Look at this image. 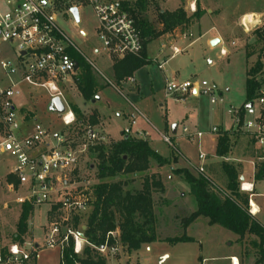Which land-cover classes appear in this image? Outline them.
<instances>
[{
  "label": "rangeland",
  "instance_id": "rangeland-1",
  "mask_svg": "<svg viewBox=\"0 0 264 264\" xmlns=\"http://www.w3.org/2000/svg\"><path fill=\"white\" fill-rule=\"evenodd\" d=\"M200 1L207 7V0ZM154 2L159 6L163 0ZM217 3L223 7L226 21L219 23V31L222 34L218 32V24L204 18L200 25L192 30L181 28L173 34L154 38L152 41L162 37L161 40L151 41L148 47V57L153 59V62L138 70L132 78L120 83L114 78L113 65L122 59L109 56L103 50L98 38L99 22L93 7L80 6L79 24L71 16H59L60 28L79 52L81 63L92 68L100 91L99 101L94 104L86 103L77 86L68 84L66 99L69 104L81 110L86 120L83 127H77L71 134L72 138L77 140L78 144L83 143L85 140L83 132L90 127L104 136V145L109 146L121 140L124 133H128L133 138L151 142L152 147L169 162L160 167L157 162L151 160L150 170L145 173L136 176L122 175L109 180L126 182L127 189L135 192L142 189L146 177H153L161 182L163 189L157 186L153 188L156 235L162 242L144 245L138 252L133 253H128L122 248L116 257H106L108 264H232V258L237 259L239 264H255L258 259L250 238L241 240L221 226H210L207 218L201 217L192 223L187 233L183 226V220L197 210V204L191 195L190 186L184 177L175 171L183 169L194 176H199L201 173L198 168L202 164L197 153V142L192 143L189 137H185L183 128L187 127L190 131L195 129L206 134L203 139L204 148L200 149L212 152L216 141V134L212 133V129L214 127L226 129L230 124L228 110L231 107L242 108L247 103V71L259 57L264 61V51H261V45L257 42L256 29L244 27V33L238 23L239 17L251 9L249 0H218ZM258 4L260 9L264 10V0ZM191 5L185 10L188 15L192 14ZM180 6L181 0H166L165 3L166 9L170 11ZM159 9L152 4L140 17L154 28L160 29ZM215 37H221L222 43L214 47L212 41ZM232 42L236 43V47H232ZM163 46L165 49L161 54ZM174 48L179 49L181 53L174 55ZM221 49H225L228 55L222 56ZM2 63H11L13 68H16L18 53L14 45L0 40V90L8 88L11 82L19 83L22 96L15 102L19 118L28 116L32 125L37 122L56 131L64 129L59 115L50 111L51 100L48 94L42 89H34L20 82V74L13 75L11 69L4 70ZM159 65H163V68L160 69ZM167 82L198 84L206 82L208 84L206 88L213 90V97L218 103L212 105L211 95L204 94L197 97L189 95L181 102L166 98ZM221 99L223 103L219 102ZM255 104L256 113L259 107L256 102ZM94 115L96 122L90 123L88 120ZM190 116H194L195 119H190ZM133 121H136V125L132 124ZM174 126H177V137H181V141L185 143L189 142L191 148L187 151L177 147L180 142L174 140L175 136L172 133ZM140 132H147L148 137L139 134ZM162 135L169 136L172 145L166 144L162 140ZM251 141L248 136L240 135L232 153L223 159H213L212 165L208 167L210 172L206 169L205 174L218 186H222L225 181L221 170L222 164L226 162L238 165L234 163V159H240L243 163L241 165L247 169L246 181L256 185L254 191L256 196L252 197V201L254 200L253 203L260 208L258 221L264 227V180L256 181L252 178V166L248 161L256 163L255 172H258L260 162L257 161L258 155L254 157V152L257 151L254 142L251 145ZM185 157L191 163H188ZM15 163L16 161L8 154H0L1 255L2 251H8L14 241L23 204L19 199L24 193L15 183L6 181ZM242 172L244 173V170ZM79 175L87 181L90 191L99 183L98 162L89 152L83 155ZM170 176L173 177V181L169 180ZM8 184H15L14 192L8 190ZM181 194H185V198H182ZM48 210L49 207L46 205L34 207L28 222V233L21 236L18 241L29 239L43 241V230L47 221L53 218L47 216ZM184 235L194 238L195 242L175 245L163 242L165 239ZM61 261L59 248L37 251L36 264H61Z\"/></svg>",
  "mask_w": 264,
  "mask_h": 264
},
{
  "label": "built area",
  "instance_id": "built-area-1",
  "mask_svg": "<svg viewBox=\"0 0 264 264\" xmlns=\"http://www.w3.org/2000/svg\"><path fill=\"white\" fill-rule=\"evenodd\" d=\"M64 1L0 0V40L14 45L18 53L16 68L11 63H2V68L11 69L13 75L19 73L20 82L44 90L51 102L60 98L65 104V112L59 115L64 129L56 131L37 122L30 128L17 113L15 102L22 96L19 83L11 82L8 88L0 90V154H8L16 161L10 175L15 177L20 191L24 193L19 201L29 203L33 208L46 205L49 207L47 216L53 217L43 230L42 242L34 239L13 242L5 257L0 254V264H36L37 251L40 249L59 248L62 260L64 249L71 242L77 255H81L88 244L84 235L85 227L77 228L73 224L74 218L90 211L93 203V193L87 181L79 175V170L83 155L93 146L104 145L105 137L91 128L85 132L83 143L78 144L71 136L76 116L66 99V90L70 83L76 86L74 78L79 67L75 70L78 63L71 51L79 52L60 28L59 16L74 18L71 8L80 10L81 5H90L99 22L98 38L109 56L123 59L140 56L144 50L142 31L136 19L123 8L121 0ZM190 8L192 13L196 11L195 2ZM248 21L250 24L251 20ZM247 23H243L246 29ZM251 23H257L255 29L264 28V14ZM231 45L235 47L236 43L232 42ZM179 53L181 51L174 48V55ZM220 53L222 56L228 55L225 49H221ZM257 81V112L254 109L256 104L252 102L254 107L247 109L249 103L244 115L242 108L231 107L227 113L232 120V129L254 142L258 152L257 161L264 169V72ZM207 86L206 82H167L165 95L176 102L184 101L189 95H211L210 102L216 105L218 101L213 97L214 92ZM219 102L223 103V100ZM132 124L135 125V121ZM212 133L218 135L219 129L213 128ZM183 135L199 141L204 136L201 132L192 133L187 127L183 128ZM162 140L172 145L169 136L162 135ZM206 158L207 155L200 152L199 161L202 164L198 171L201 174H205L203 163ZM252 164L256 166V163ZM8 190L14 192L15 184H8ZM240 191L250 194L249 212L255 217L260 210L252 201L255 196L254 185L244 180ZM122 248L120 233L116 231L110 233L107 241L96 247V250L104 257H116ZM231 260L232 264H239L235 262L237 259Z\"/></svg>",
  "mask_w": 264,
  "mask_h": 264
},
{
  "label": "trees",
  "instance_id": "trees-1",
  "mask_svg": "<svg viewBox=\"0 0 264 264\" xmlns=\"http://www.w3.org/2000/svg\"><path fill=\"white\" fill-rule=\"evenodd\" d=\"M121 3L123 8L136 19L142 31L144 50L140 56H127L114 63L113 72L117 83L132 78L138 70L151 64V61L146 57L145 50L152 39L172 33L177 28H186L195 21H199L204 15L199 6L190 16L183 8L175 12H159L158 19L159 23L163 25V29L157 31L152 24L143 21L140 17L154 4V0H121ZM255 33L263 52L264 28H257ZM71 55L79 64V70L75 77L76 86L84 101L92 102L100 94L92 68L81 63L76 52L71 51ZM263 72L264 61L259 57L258 61L247 71V103L242 107L243 115L246 112V106L256 99V91L259 87L257 78ZM69 105L76 116L73 133L77 127H83L86 120L77 106ZM88 121L95 123L96 116H92ZM89 128L85 129L83 133ZM240 135L243 134L219 131L216 156L224 158L230 155ZM251 145H253V141H251ZM88 152L98 162L99 183L92 188L93 203L90 211L81 217L74 218L73 222L74 227L86 228L84 235L88 244L84 247L83 253L77 255L71 242L64 249L61 264H108L107 258L99 254L96 247L105 243L108 235L116 231L120 233L121 245L128 253L138 252L144 245L162 242L156 235L153 202V188L156 186L162 188L161 182L153 177H146L142 189L134 192L127 189L126 182L109 180L122 175L136 176L145 173L150 170L151 160L157 162L160 167L169 162L153 150L148 141L133 138L128 133H124L121 140L113 142L109 146L96 145L91 147ZM257 153L254 152V157L258 155ZM241 168V165L224 162L221 166L225 177L222 186H218L206 174L194 176L187 170H176L175 172L182 175L190 186L191 195L197 204L196 212L183 220V226L186 230L198 218L204 217L209 220L211 226H221L237 235L241 240L248 237L258 256L255 264H264V227L249 212L250 194L240 191ZM255 179L256 181L264 180L263 167L258 169ZM8 181L18 186L14 176H9ZM33 209L29 203L22 204L17 233L14 235L13 242H19L21 236L28 233V222ZM109 242L112 243V240L109 239ZM163 242L175 245L192 243L195 240L184 235L179 238L165 239ZM6 254L5 250L2 251L3 257Z\"/></svg>",
  "mask_w": 264,
  "mask_h": 264
},
{
  "label": "crops",
  "instance_id": "crops-1",
  "mask_svg": "<svg viewBox=\"0 0 264 264\" xmlns=\"http://www.w3.org/2000/svg\"><path fill=\"white\" fill-rule=\"evenodd\" d=\"M154 1H156V0H154ZM217 1L218 0H207V7L205 6H203V4H202V2L200 1V0H192V1H188V2H185L184 0H181V6L180 7H178L176 10H174V11H170V10H168V9H166V7H165V3H166V0H163V2H161V4H159V6H158V4L157 3H155L154 2V4L158 7V8H160L159 9V12H175V11H177L178 9H180V8H183V10L185 11V10H187L188 9V7H189V5H191L192 3H194L195 2V4H196V8L199 6L200 7V9L204 12V15L201 17V19L199 20V21H195L194 23H192V24H190L188 27H186V29H190V30H192L195 26H197V25H200V22L204 19V18H209V20H211V21H214L215 23H216V25L218 26V32H219V34H222V32L221 31H219V29H220V27H219V23H225L226 21H225V18H224V12H223V7L221 6V5H219L218 3H217ZM259 1H261V0H249V2H250V5H251V9L249 10V11H245L240 17H239V19H238V23H239V26H241V28L243 29V32L245 31L244 30V26H243V23L244 22H249L248 20H249V18H250V23L251 22H253L254 20H259L260 19V17L264 14V10H262V9H260V7H259V4H258V2ZM153 4V5H154ZM79 12H80V10H79ZM186 12V11H185ZM188 15V14H187ZM191 15V14H190ZM190 15H188V16H190ZM247 18H248V20H247ZM158 25L161 27L160 29H158V28H155L157 31H161L162 29H163V25L162 24H160V23H158ZM182 28V27H181ZM181 28H177V29H175L172 33H168V34H173L174 32H176V31H178L179 29H181ZM245 33V32H244ZM162 38V37H161ZM161 38H159V39H156V40H154V41H152V42H155V41H158V40H161ZM215 40H219L220 41V43L218 44V45H220L221 43H222V38L221 37H215L214 38ZM151 41H150V43L146 46V50H145V54H146V57L149 59V61H151V62H153V59H150L149 57H148V47H149V45L151 44ZM213 42V41H212ZM236 47V46H235ZM165 49V47L163 46V49H161V51H160V53L162 54V52H163V50ZM160 66H162V68H163V65H159V68H160ZM162 68H160V69H162ZM138 86V85H137ZM139 87V86H138ZM22 110V109H21ZM23 118V120L25 121V122H27V124L30 126V128H32V123H30V120H29V117L28 116H23L22 117ZM190 119H195V117L194 116H190ZM229 120H230V124L227 126V128L226 129H223V127H217L218 129H219V131H227V132H235L234 131V129H232L233 128V125H232V120H231V118L229 117ZM135 125H136V121H135ZM215 128V127H214ZM192 131V133H196V131L197 130H195V129H191ZM177 127H176V133L175 134H173L174 136H175V138H174V140H176V141H178V142H180V144L177 146L178 148H182V150L183 151H187V149H189V148H191L190 147V145L188 144L189 142H187V143H185L184 141H181V137H177ZM198 132V131H197ZM172 133H173V130H172ZM139 134H141V135H145V136H147L148 137V133L147 132H140ZM209 136H210V134H208ZM205 136H206V134H204V136L202 137V139L199 141V140H197V139H194V140H191L192 141V143H196L197 142V145H198V147H197V153H198V156H199V154H200V152L201 153H203V154H206L207 155V158H206V160H205V162H204V167H205V170L207 169L208 170V172H210L209 171V169H208V167L210 166V165H212L211 163H212V161H213V159H216V158H218L217 156H216V148H217V140H218V135H216V141H215V149H213V151L212 152H210V151H208V152H205V151H202V149H200V148H204V142H203V139L205 138ZM183 137V136H182ZM239 139V138H238ZM144 140H146V139H144ZM147 141V140H146ZM203 142V143H202ZM151 142H149V144H150ZM211 143V142H210ZM201 145H202V147H201ZM150 146H151V148L153 149V150H155L153 147H152V145L150 144ZM156 151V150H155ZM157 152V151H156ZM158 153V152H157ZM159 154V153H158ZM162 156V155H161ZM162 157H165V156H162ZM190 157V156H189ZM221 159H223V158H221ZM185 160L188 162V163H191L190 162V160L187 158V157H185ZM250 164H251V166H252V178H254L255 179V177H256V174H257V172H255V167L253 166V161H248ZM201 163V162H200ZM234 163H237L238 165H241V164H243L242 163V161L240 160V159H234ZM241 169H242V171L244 170V173L242 172V176H241V178H240V181H241V179L243 178L245 181H246V167L244 166V165H241ZM9 176H12V175H10V173L8 174V176H7V178H6V181L8 182V177ZM169 180L170 181H173V177L172 176H170L169 177ZM256 180V179H255ZM249 183H251V184H253L254 185V187H255V190H256V185H255V183H253V182H249ZM182 198H185V194H181L180 195ZM256 196V195H255ZM254 198V197H253ZM172 199V198H171ZM172 200H174V199H172ZM254 201V200H253ZM255 202V201H254ZM174 205V204H173ZM255 205L259 208V206L255 203ZM259 210H260V208H259ZM194 212H196V211H194ZM193 212V213H194ZM261 214V211L256 215V218H257V220H258V216ZM201 218V217H200ZM200 218H198L196 221H198ZM195 221V222H196ZM194 222V223H195ZM193 223V224H194ZM209 223V222H208ZM193 224H191L187 229H186V233H187V230L193 225ZM210 225V224H209ZM211 226V225H210ZM189 237V236H188Z\"/></svg>",
  "mask_w": 264,
  "mask_h": 264
},
{
  "label": "water",
  "instance_id": "water-1",
  "mask_svg": "<svg viewBox=\"0 0 264 264\" xmlns=\"http://www.w3.org/2000/svg\"><path fill=\"white\" fill-rule=\"evenodd\" d=\"M71 14L73 15L75 21L79 24L80 23V13H79V10L78 8L76 7H73L71 8L70 10ZM247 27L250 29V30H253L257 27V24L255 23H247ZM220 43L219 40H214L212 42V46H217L218 44ZM24 55V53L22 54ZM79 67L78 64L75 65V70H77ZM100 98L97 97L96 100H93L92 101V104H94L96 101H99ZM254 107V104L253 103H250L248 106H247V109H252ZM50 111L57 114V115H62L64 112H65V104L64 102L60 99V98H55L52 102H51V105H50ZM176 127L177 126H174L173 127V134L176 133ZM244 179L242 178L241 179V182H243ZM86 228H84L85 230Z\"/></svg>",
  "mask_w": 264,
  "mask_h": 264
},
{
  "label": "bare ground",
  "instance_id": "bare-ground-1",
  "mask_svg": "<svg viewBox=\"0 0 264 264\" xmlns=\"http://www.w3.org/2000/svg\"><path fill=\"white\" fill-rule=\"evenodd\" d=\"M250 19V18H249ZM247 20H248V18H247ZM255 205V204H254ZM255 208H256V206H255ZM235 262H238V261H235Z\"/></svg>",
  "mask_w": 264,
  "mask_h": 264
}]
</instances>
